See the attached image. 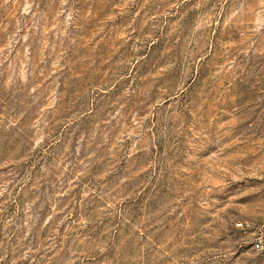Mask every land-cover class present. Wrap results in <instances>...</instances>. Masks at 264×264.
Listing matches in <instances>:
<instances>
[{"label": "rangeland", "instance_id": "obj_1", "mask_svg": "<svg viewBox=\"0 0 264 264\" xmlns=\"http://www.w3.org/2000/svg\"><path fill=\"white\" fill-rule=\"evenodd\" d=\"M264 0H0V264H264Z\"/></svg>", "mask_w": 264, "mask_h": 264}, {"label": "built area", "instance_id": "obj_2", "mask_svg": "<svg viewBox=\"0 0 264 264\" xmlns=\"http://www.w3.org/2000/svg\"><path fill=\"white\" fill-rule=\"evenodd\" d=\"M239 225L250 233L248 242L251 244L252 248L255 251L264 253V220L257 226L252 221H245Z\"/></svg>", "mask_w": 264, "mask_h": 264}]
</instances>
